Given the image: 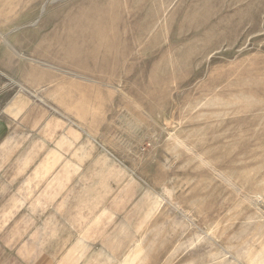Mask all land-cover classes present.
Instances as JSON below:
<instances>
[{"label": "rangeland", "instance_id": "obj_1", "mask_svg": "<svg viewBox=\"0 0 264 264\" xmlns=\"http://www.w3.org/2000/svg\"><path fill=\"white\" fill-rule=\"evenodd\" d=\"M0 77L142 193L153 264H264V0H0Z\"/></svg>", "mask_w": 264, "mask_h": 264}, {"label": "crops", "instance_id": "obj_2", "mask_svg": "<svg viewBox=\"0 0 264 264\" xmlns=\"http://www.w3.org/2000/svg\"><path fill=\"white\" fill-rule=\"evenodd\" d=\"M0 77V264H153L158 232L119 166L82 131L34 113Z\"/></svg>", "mask_w": 264, "mask_h": 264}]
</instances>
